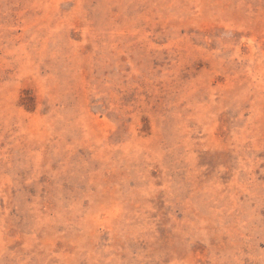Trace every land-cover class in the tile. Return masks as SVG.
Returning <instances> with one entry per match:
<instances>
[{
    "label": "rangeland",
    "instance_id": "rangeland-1",
    "mask_svg": "<svg viewBox=\"0 0 264 264\" xmlns=\"http://www.w3.org/2000/svg\"><path fill=\"white\" fill-rule=\"evenodd\" d=\"M0 264H264V0H0Z\"/></svg>",
    "mask_w": 264,
    "mask_h": 264
}]
</instances>
